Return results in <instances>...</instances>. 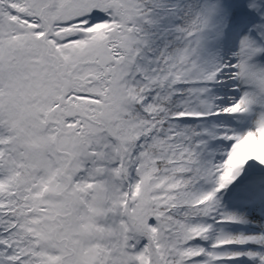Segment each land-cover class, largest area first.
I'll list each match as a JSON object with an SVG mask.
<instances>
[{"label":"snow or ice","instance_id":"6c2138e0","mask_svg":"<svg viewBox=\"0 0 264 264\" xmlns=\"http://www.w3.org/2000/svg\"><path fill=\"white\" fill-rule=\"evenodd\" d=\"M0 264H264V0H0Z\"/></svg>","mask_w":264,"mask_h":264}]
</instances>
